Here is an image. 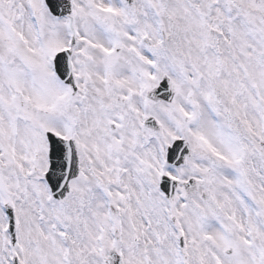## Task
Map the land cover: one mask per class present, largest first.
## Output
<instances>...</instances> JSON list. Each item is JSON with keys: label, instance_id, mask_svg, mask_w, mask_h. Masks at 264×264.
Here are the masks:
<instances>
[{"label": "snow or ice", "instance_id": "1", "mask_svg": "<svg viewBox=\"0 0 264 264\" xmlns=\"http://www.w3.org/2000/svg\"><path fill=\"white\" fill-rule=\"evenodd\" d=\"M0 264H264V0H0Z\"/></svg>", "mask_w": 264, "mask_h": 264}]
</instances>
